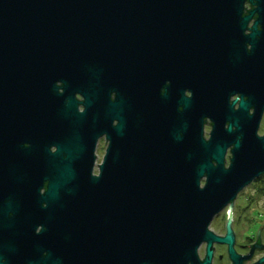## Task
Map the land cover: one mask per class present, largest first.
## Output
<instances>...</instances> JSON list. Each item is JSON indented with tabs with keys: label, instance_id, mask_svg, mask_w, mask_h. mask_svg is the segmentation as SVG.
<instances>
[{
	"label": "water",
	"instance_id": "1",
	"mask_svg": "<svg viewBox=\"0 0 264 264\" xmlns=\"http://www.w3.org/2000/svg\"><path fill=\"white\" fill-rule=\"evenodd\" d=\"M263 111L264 0H0V264L34 255L41 200L87 230L89 264H115L117 230L120 264L194 262L203 241L209 264L233 242L213 217L264 175Z\"/></svg>",
	"mask_w": 264,
	"mask_h": 264
},
{
	"label": "flooded vegetation",
	"instance_id": "2",
	"mask_svg": "<svg viewBox=\"0 0 264 264\" xmlns=\"http://www.w3.org/2000/svg\"><path fill=\"white\" fill-rule=\"evenodd\" d=\"M60 86L61 84L58 83ZM186 97H191V93L186 91ZM80 103L83 98L80 95L75 96ZM238 96L231 98L234 101ZM238 109V105L234 106ZM84 110L81 104L78 105V111ZM254 110L250 109L249 115H253ZM205 138H209L212 131V122L210 119L204 121ZM264 129V111L259 123L258 137L264 136L261 131ZM106 136L99 137L95 149V168L93 175L99 176V165L102 163L107 149ZM232 147L228 148L225 154L224 167L228 168L231 164ZM54 152L55 149L52 148ZM205 180V179H204ZM201 181V187L205 181ZM47 184L44 186L46 187ZM42 188L39 193L44 195L46 188ZM47 203L41 200L37 204V215L34 224L33 236L35 253L34 255L6 254L2 259L4 264H74L78 254L81 255L85 250L84 264L89 259V248L95 247L90 244V238L84 235L85 228L73 231V226L68 214L55 211L51 220L46 221L45 212ZM228 225L231 228L233 237L232 245L223 242L211 243V257L209 264H233L230 249L240 259L239 264H264V175L254 179L246 189L242 190L236 197V200L229 202L223 207L210 222L208 230L217 237L224 238L228 232ZM84 227L86 225L84 224ZM114 238L115 264L119 262V237ZM208 243V242H207ZM201 242L196 250L194 262L188 261L184 264H202L207 258L208 244ZM98 258L109 259L112 243L108 240L103 244ZM81 249V250H80ZM263 260V261H261ZM80 264V263H79ZM83 264V263H82Z\"/></svg>",
	"mask_w": 264,
	"mask_h": 264
},
{
	"label": "rangeland",
	"instance_id": "3",
	"mask_svg": "<svg viewBox=\"0 0 264 264\" xmlns=\"http://www.w3.org/2000/svg\"><path fill=\"white\" fill-rule=\"evenodd\" d=\"M264 133V129L261 131V134H263Z\"/></svg>",
	"mask_w": 264,
	"mask_h": 264
}]
</instances>
